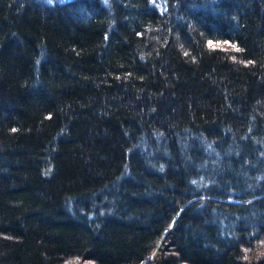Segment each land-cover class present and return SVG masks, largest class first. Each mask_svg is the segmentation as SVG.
<instances>
[{
    "label": "trees",
    "instance_id": "trees-1",
    "mask_svg": "<svg viewBox=\"0 0 264 264\" xmlns=\"http://www.w3.org/2000/svg\"><path fill=\"white\" fill-rule=\"evenodd\" d=\"M0 264H264V0H0Z\"/></svg>",
    "mask_w": 264,
    "mask_h": 264
},
{
    "label": "snow or ice",
    "instance_id": "snow-or-ice-1",
    "mask_svg": "<svg viewBox=\"0 0 264 264\" xmlns=\"http://www.w3.org/2000/svg\"><path fill=\"white\" fill-rule=\"evenodd\" d=\"M218 46V45H217ZM233 48H236V45H232ZM240 49L237 48V51H239ZM15 131V130H14Z\"/></svg>",
    "mask_w": 264,
    "mask_h": 264
}]
</instances>
